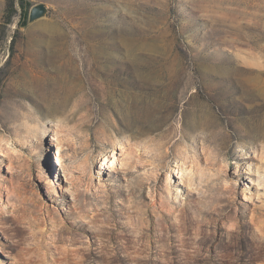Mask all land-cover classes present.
<instances>
[{"label": "rangeland", "instance_id": "rangeland-1", "mask_svg": "<svg viewBox=\"0 0 264 264\" xmlns=\"http://www.w3.org/2000/svg\"><path fill=\"white\" fill-rule=\"evenodd\" d=\"M22 2L0 0V264H264V0ZM189 109L217 129L162 171Z\"/></svg>", "mask_w": 264, "mask_h": 264}, {"label": "bare ground", "instance_id": "bare-ground-1", "mask_svg": "<svg viewBox=\"0 0 264 264\" xmlns=\"http://www.w3.org/2000/svg\"><path fill=\"white\" fill-rule=\"evenodd\" d=\"M70 93L68 92V94H66L64 97H60L56 96L55 92L52 95V99L49 100L48 102V106H47V115L49 117L52 118H57L59 116H62L65 106V101H67V99L65 98L67 95H69ZM64 95V94H63ZM54 97V98H53ZM188 103V100H187ZM123 107V106H122ZM127 108V107H124ZM128 110L132 111L131 107L128 108ZM132 113V112H131ZM128 114V113H127ZM184 114V113H183ZM126 116V115H125ZM139 116V115H138ZM185 116L187 118V121L183 122V125L181 126V128L177 131V133H179V139H177L174 143H171L170 145H168L170 143V140H168L167 142H165V145H167V149L166 151H164V156H163V162L159 164V167L162 169V171H168V167L165 164L166 159H168L169 157H176V145L178 143L181 142L182 139L187 138L188 135V131L191 132V134L198 130L201 131H210L211 133L213 132V130L218 126L219 122H218V113L216 114V111H200L198 109H189L188 112L185 113ZM127 117V116H126ZM136 118V117H135ZM138 120V119H137ZM222 121V120H221ZM224 122V121H222ZM224 125V124H223ZM263 127V126H262ZM261 128V126H260ZM178 129V128H177ZM217 129V128H216ZM264 129V128H263ZM262 129V130H263ZM260 131V130H259ZM205 132V131H204ZM261 133V132H259ZM264 133V132H263ZM199 134V133H198ZM167 138V137H166ZM160 148V147H159ZM165 158V159H164ZM191 175V174H190ZM189 175V176H190ZM167 179V178H166ZM154 182L156 181V183L159 181V176H156V178L153 179ZM167 192L171 194L170 189L167 187L166 188ZM156 187L154 189V187L151 188V193L154 194L155 193V197L157 198V200L159 199L160 202V206H162V200L163 197L161 196L162 192ZM167 195V194H166ZM157 203V202H156ZM184 211L182 210V213ZM181 213V214H182ZM145 234V233H144ZM144 234L142 236H144Z\"/></svg>", "mask_w": 264, "mask_h": 264}, {"label": "water", "instance_id": "water-1", "mask_svg": "<svg viewBox=\"0 0 264 264\" xmlns=\"http://www.w3.org/2000/svg\"><path fill=\"white\" fill-rule=\"evenodd\" d=\"M37 14H38V10L37 9L33 10L32 16H36Z\"/></svg>", "mask_w": 264, "mask_h": 264}, {"label": "trees", "instance_id": "trees-1", "mask_svg": "<svg viewBox=\"0 0 264 264\" xmlns=\"http://www.w3.org/2000/svg\"><path fill=\"white\" fill-rule=\"evenodd\" d=\"M23 6V2H22V0H20V7H22Z\"/></svg>", "mask_w": 264, "mask_h": 264}]
</instances>
